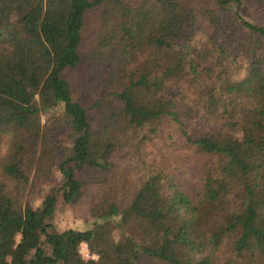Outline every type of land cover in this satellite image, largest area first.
I'll use <instances>...</instances> for the list:
<instances>
[{
    "label": "trees",
    "instance_id": "obj_1",
    "mask_svg": "<svg viewBox=\"0 0 264 264\" xmlns=\"http://www.w3.org/2000/svg\"><path fill=\"white\" fill-rule=\"evenodd\" d=\"M259 5L264 0H204L196 8L181 0H0V139H7L0 157V264H139L144 257L211 264L205 250L225 241L223 264H263L264 25L241 13ZM91 8L97 28L87 58L103 87H120L115 102L97 101L94 124L60 75L79 60L83 15ZM200 29L242 32L243 77L222 76L219 60L227 52L220 45L192 43ZM186 75L212 80L192 106L168 90ZM139 90L152 100L141 101ZM210 116L219 124L188 134L185 122ZM154 122L175 127L217 165L200 174L195 195L177 176L146 169L121 207L109 173L119 159L139 156L144 135H137ZM62 123L71 142L58 163L61 185L31 207L26 191L50 175L64 151L53 133ZM148 131L157 133V126ZM88 185H103L88 211L91 225L53 230L57 201L77 204Z\"/></svg>",
    "mask_w": 264,
    "mask_h": 264
},
{
    "label": "rangeland",
    "instance_id": "obj_2",
    "mask_svg": "<svg viewBox=\"0 0 264 264\" xmlns=\"http://www.w3.org/2000/svg\"><path fill=\"white\" fill-rule=\"evenodd\" d=\"M182 2L196 8L203 3L204 0H181ZM243 6L241 13L245 18L253 23L264 25V6ZM97 8L88 9L83 15V24L80 31V42L77 45L78 62L72 67L64 68L60 75L68 82L70 96L86 109L88 121L95 123L96 110L94 108L98 100L113 103L116 101V94L120 91V87L110 86L103 87L99 83L100 72L88 60L86 52L88 45L97 28ZM202 27L204 26L201 23ZM241 31H230L215 36L207 29H200L193 37L192 43L197 47L213 48L210 45H220L227 55L221 56L219 62L222 66V76L229 80H237L244 76L245 65L247 62L246 55L240 50L243 49ZM216 54V53H214ZM140 61V57H136L131 67H135ZM218 66L215 65V69ZM212 80H204L200 83L194 81L189 76L168 84V90L177 92L176 96H183L186 102L192 106L195 104L197 96H204L205 90L210 86ZM153 95L147 90H139L138 98L141 101L152 100ZM196 109V106H193ZM61 108L55 110L56 116H61ZM45 118L41 116V121ZM209 121L201 120V118L190 119L184 125L189 135L194 136L196 132L203 129H212L215 124H219V117H209ZM151 125L157 126V133L149 132ZM147 125L137 135L138 138L144 135L138 151L139 156L135 154L132 157L119 159L111 168L110 175L114 176V186L121 191L118 199L119 204L123 207L133 194L137 187L139 179L144 170L150 168H161L165 172L177 176L182 180L184 185L189 189L192 195L196 194L201 184L200 174L209 169L213 171L216 164L215 156L205 155L199 152L195 146L186 142L179 131L167 123H156ZM55 139L59 145L64 148L56 153L51 173L48 177L39 180L34 187L26 191L24 200L31 207H38L43 197L61 185L62 177L58 171V163L62 156L67 152L70 146L71 134L65 123H62L54 130ZM7 150V139H0V157ZM141 159L145 165L139 164ZM103 185H88L82 188L81 200L74 205L62 204L60 200L56 203V210L51 219L53 230L60 231L66 228L86 229L91 225L92 218L89 216V208L94 205L102 194ZM117 219V217H115ZM114 237L118 238L115 232ZM17 238V237H16ZM211 260V264H223L228 254V242H223L215 249H206L205 252ZM139 264H164V262L144 257L140 258ZM264 264V263H263Z\"/></svg>",
    "mask_w": 264,
    "mask_h": 264
},
{
    "label": "built area",
    "instance_id": "obj_3",
    "mask_svg": "<svg viewBox=\"0 0 264 264\" xmlns=\"http://www.w3.org/2000/svg\"><path fill=\"white\" fill-rule=\"evenodd\" d=\"M78 252L80 254V256L83 258V259H87L90 257V254L87 250V247H86V244L84 242H80L79 245H78Z\"/></svg>",
    "mask_w": 264,
    "mask_h": 264
}]
</instances>
